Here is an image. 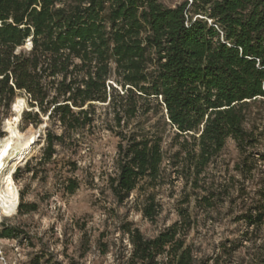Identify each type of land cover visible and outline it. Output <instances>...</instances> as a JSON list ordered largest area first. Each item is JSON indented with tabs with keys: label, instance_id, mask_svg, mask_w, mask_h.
I'll use <instances>...</instances> for the list:
<instances>
[{
	"label": "trees",
	"instance_id": "obj_1",
	"mask_svg": "<svg viewBox=\"0 0 264 264\" xmlns=\"http://www.w3.org/2000/svg\"><path fill=\"white\" fill-rule=\"evenodd\" d=\"M17 92L37 109L23 112L19 123L38 127L40 116L54 117L65 133L92 128L97 106L106 107L113 117L107 130L120 138L112 194L124 204L144 193L141 213L149 221L162 211L155 190L164 183L163 138L128 129L154 109L174 130L177 150L168 165L171 183L190 187L185 199L194 197L206 215L216 213L235 182L245 209L239 221L264 226V179L254 197L247 193L264 163L255 157L264 132L255 112L264 105V0H189L176 7L162 0H0V104L10 110ZM229 139L240 154L237 176L219 183L209 171L218 169ZM64 143L65 135L49 131L36 166L50 164ZM30 167L28 161L25 172ZM63 182L70 195L79 189L75 179ZM36 210L18 207L22 215ZM177 213L179 220L153 239L127 229L126 264H207L191 241L197 216L182 207ZM0 228V240L15 238L14 228L4 222ZM236 244L254 250L239 264H264V238L253 232L222 244L214 264H232Z\"/></svg>",
	"mask_w": 264,
	"mask_h": 264
},
{
	"label": "rangeland",
	"instance_id": "obj_2",
	"mask_svg": "<svg viewBox=\"0 0 264 264\" xmlns=\"http://www.w3.org/2000/svg\"><path fill=\"white\" fill-rule=\"evenodd\" d=\"M186 1L189 0H162V3L176 7ZM28 48L27 44L22 50L28 51ZM18 99L25 102L22 108L16 106ZM30 101L25 93L17 92L10 110L4 107V102L0 104V140L13 134V129L18 127L19 131L27 132L17 134V141L29 143L23 153L15 154L5 166L3 176L21 168L14 180L20 203L37 207L35 212L28 214H19L18 208L16 212L2 214L0 224L4 222V226L14 228L16 235L14 239L0 240V264H126L132 251L126 230L138 229L146 239H153L179 220L177 210L180 207L197 216V223L191 230V241L195 242L207 264H214L213 259L221 254L222 244L239 241L246 232L264 238V226L247 228L243 221H239L245 209L237 199L235 182H230L224 191L226 197L219 203V210L210 215L195 207L194 197L189 201L185 199L191 189L183 180L171 183L175 174L168 160L177 150L174 147L177 144L174 142L175 134L159 115H155L154 109L133 119L128 129L139 135L163 138L166 156L162 169L164 183L155 190L156 202L161 204L162 211L151 222L141 213L144 193L136 191L124 204H119L112 194L110 180L118 175L120 138L107 130L113 117L106 107L97 106L92 128L65 133L54 117L40 116L42 124L38 127L28 122L19 123L24 109L33 115L36 113V108L30 107ZM255 112L264 118V105L256 106ZM49 131L58 136L65 135V143L58 147V154L50 164L36 166ZM256 153L257 159L264 156V132ZM239 160L236 143L229 139L218 160V169L209 171L210 176H215L219 183L227 177L237 176L234 168ZM28 161L31 171L25 172ZM257 170L256 179L247 183V193L251 198L263 182V162L258 163ZM63 178L77 180L79 189L72 195L66 193ZM236 247L237 251L229 260L232 264H239L249 252H254L249 250V244L246 247L236 244Z\"/></svg>",
	"mask_w": 264,
	"mask_h": 264
},
{
	"label": "bare ground",
	"instance_id": "obj_3",
	"mask_svg": "<svg viewBox=\"0 0 264 264\" xmlns=\"http://www.w3.org/2000/svg\"><path fill=\"white\" fill-rule=\"evenodd\" d=\"M22 105H25L24 100L18 99L16 106L22 108ZM26 110L24 109V112ZM19 121L20 119L18 120V122ZM17 134L18 127H16L15 130L13 129V134L6 135L3 139L0 140V219L3 213L16 212L20 203L19 192L14 184V170H11L8 174L6 173V176H3L2 173L5 166L8 165V163L15 157V154L19 156L29 145L28 142L17 141Z\"/></svg>",
	"mask_w": 264,
	"mask_h": 264
},
{
	"label": "built area",
	"instance_id": "obj_4",
	"mask_svg": "<svg viewBox=\"0 0 264 264\" xmlns=\"http://www.w3.org/2000/svg\"><path fill=\"white\" fill-rule=\"evenodd\" d=\"M0 255H1V250H0Z\"/></svg>",
	"mask_w": 264,
	"mask_h": 264
},
{
	"label": "water",
	"instance_id": "obj_5",
	"mask_svg": "<svg viewBox=\"0 0 264 264\" xmlns=\"http://www.w3.org/2000/svg\"><path fill=\"white\" fill-rule=\"evenodd\" d=\"M30 45V44H29Z\"/></svg>",
	"mask_w": 264,
	"mask_h": 264
}]
</instances>
